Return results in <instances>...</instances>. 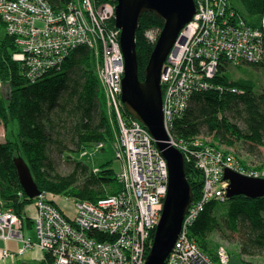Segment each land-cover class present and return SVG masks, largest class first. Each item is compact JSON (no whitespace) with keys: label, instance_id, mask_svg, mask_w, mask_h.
I'll list each match as a JSON object with an SVG mask.
<instances>
[{"label":"built area","instance_id":"2783aa9c","mask_svg":"<svg viewBox=\"0 0 264 264\" xmlns=\"http://www.w3.org/2000/svg\"><path fill=\"white\" fill-rule=\"evenodd\" d=\"M96 1L83 0L85 6L71 5L68 12L58 15L45 0L0 2V15L7 29L24 34L19 36L21 47L14 60L28 65L27 69L37 77L42 71L59 67L74 49L85 45L96 52L98 40L104 42V63H100L103 68L98 76L104 84L110 123L118 137V159L123 162L122 173L116 174L121 191L97 204L76 203L77 216L69 217L57 209L43 193L34 199L37 215L32 218V225H26L17 213L0 208V240L15 241L20 246L17 252L6 248L2 253L4 260L40 249L45 255L44 264H146L153 245L152 237L161 221L169 189V164L148 129L134 117L126 119L121 101L125 63L120 30L107 31L106 25L104 29L100 26L104 21L115 20L116 6L107 1L98 8ZM227 3L228 0H198L197 14L182 31L184 42L176 44L164 65L167 70L162 75V86L168 87H164L163 110L169 141L183 153L185 162L186 156H196L205 184L202 197L193 202L186 215L183 231L166 264H229L225 251L219 253V261L210 259L188 236L189 228L209 202L228 199L227 170L264 179V167L248 168L232 148L226 152L209 145L200 149L202 143L196 141L190 144L195 150L172 135L175 119L184 115L191 95L208 87L207 80L215 78L222 60L228 58L236 64L262 58L260 47L255 45L262 35L259 31L241 34L233 29L231 17H225ZM188 49L191 58L186 65ZM196 61L201 65L199 71ZM104 146L101 144L98 149ZM27 226L36 237L25 235Z\"/></svg>","mask_w":264,"mask_h":264},{"label":"trees","instance_id":"16d2710c","mask_svg":"<svg viewBox=\"0 0 264 264\" xmlns=\"http://www.w3.org/2000/svg\"><path fill=\"white\" fill-rule=\"evenodd\" d=\"M1 1L6 4L21 0ZM79 1L45 0L56 15L68 12L71 5ZM104 1L116 6L115 1ZM228 1L225 17H231L233 29L241 34L259 31L262 35L261 40H255L262 58L236 64L228 58L222 60L215 78L207 80L208 87L191 95L184 115L175 119L172 135L189 144L190 148H193L190 144L196 141L202 143L198 147L200 149L207 146L208 141L204 139L207 136L212 137L213 146L220 145L226 149L241 147L249 154L257 155L264 147V89H259L253 79L233 80L228 71L242 65L254 70L264 68V0ZM114 24L115 20L106 24V30H115ZM0 25L5 30L4 37H0V82L4 84V88L0 87V129L1 126L7 129L5 141L0 140V208L17 213L28 225L33 224L34 215L29 207L36 202L24 191L15 163L21 154L39 191L62 212L57 201L59 195L75 203L93 204L117 195L122 187L111 161L100 168H93L75 157L90 148L114 142L117 134L113 133L114 127L106 112L104 84L94 63L95 50L85 45L78 47L59 67L42 71L37 77L27 69L28 65L14 60L21 47L19 36L24 34L11 33L1 15ZM139 25V78L145 80L144 72L165 23L155 14L147 13ZM37 26L44 27V24L38 23ZM195 64L199 71L201 65L198 61ZM6 87L7 97L2 94ZM124 112L130 121L133 116ZM15 122L19 130L13 139L9 132ZM11 136H14L13 132ZM196 159V156H186V174L195 203L202 197L205 185L204 173ZM61 160L68 164V174L59 171L57 163ZM221 212L223 215H219ZM216 233L232 244L237 242L235 235H239L240 256L264 260V197L249 199L241 195L224 202L211 201L199 213L189 228L188 236L215 262L219 261L221 250L212 239Z\"/></svg>","mask_w":264,"mask_h":264},{"label":"water","instance_id":"95a60500","mask_svg":"<svg viewBox=\"0 0 264 264\" xmlns=\"http://www.w3.org/2000/svg\"><path fill=\"white\" fill-rule=\"evenodd\" d=\"M115 9V25L120 30V47L125 61L121 101L125 111L142 123L153 135L158 149L169 164V189L164 203L161 221L157 226L154 243L146 264H166L174 251L183 224L194 202L192 186L186 174V162L182 152L174 148L166 131L163 99V77L170 53L184 42L182 31L191 24L197 14L195 0H112ZM152 13L165 26L144 72L145 80L139 78L137 55V32L144 14ZM23 189L31 199L41 194L31 170L23 160H15ZM225 179L230 183L227 198L245 196L249 199L264 197V179L249 178L227 170Z\"/></svg>","mask_w":264,"mask_h":264},{"label":"rangeland","instance_id":"374dc122","mask_svg":"<svg viewBox=\"0 0 264 264\" xmlns=\"http://www.w3.org/2000/svg\"><path fill=\"white\" fill-rule=\"evenodd\" d=\"M103 2H105L104 0H101L100 3H98V8L101 6V4H103ZM109 2V1H108ZM81 4V5H84L83 3V0L79 1L78 4ZM111 4V3H110ZM112 5V4H111ZM85 6V5H84ZM117 6V4H116ZM33 11H38L37 8H32ZM114 21V19H111L109 20L108 22L107 21H104V23H102L100 26H101V29H104V25L108 24L109 22H112ZM107 26V25H106ZM114 27L117 28V26L114 24L113 25ZM108 28V26H107ZM118 29V28H117ZM5 35V30L3 29V27L0 25V37H4ZM103 45L105 46L104 42L103 41H100L98 40L97 42V50L96 52L93 53V56L95 61V67H96V70L98 71V75H99V72L102 71V65L104 63V59H102L101 57V54L104 52V48H103ZM175 51V49H173ZM172 50V54L174 53V51ZM191 52L189 51V49L187 50L186 52V57L184 59L185 60V64L187 65L188 62H189V59L191 58ZM183 59V60H184ZM182 62V60H181ZM180 62V63H181ZM101 63V64H100ZM125 63V61H124ZM167 64V63H166ZM228 74L231 76V78L233 80H242V81H247L249 79H253V81H255V83L258 84V87L259 89H264V68H257V70H254L252 67L248 66V65H242L236 69H231L228 71ZM123 79V78H122ZM1 83V82H0ZM2 84V88H4V84ZM168 87V84L166 85H163L162 88H163V99H164V95H165V88L164 87ZM8 88L6 87L2 94L7 97V90ZM0 96H1V91H0ZM103 100L105 102V105H106V109H108V101L106 99V94L103 95ZM106 110V112H107ZM108 114V113H107ZM11 125V124H9ZM8 125V126H9ZM115 127V126H114ZM10 132H9V137L10 138H13L15 139V135L17 134L18 130H19V127H18V124L17 122H15V124H13L12 126H10ZM13 129V130H12ZM6 127L4 126H1V129H0V138H3L6 139ZM14 133V136H11V133ZM115 132V128L113 129V133ZM117 136V134H116ZM204 139L206 140V142L208 141V145L214 149H219L220 150H224L225 152L228 151L225 147H222L220 145H216V146H213L211 144V142L213 143V140H212V137H204ZM5 140H3L4 142ZM117 141H118V137H116L114 139V142H111L109 141L107 144H105L104 148H99L96 147V148H90L88 149L87 151H85L84 153H78V155L76 154L75 157H79L80 159H82L83 161H85L86 163H88L90 165V167H93V168H100L102 166V164L106 163V162H112V167L114 169V171L116 172V174H119V173H122L123 171V162L122 160H119L118 159V155H117ZM230 148V147H229ZM233 150H236L237 152V155L238 157L241 159V160H244L245 161V166H247L248 168H256V169H260V165L261 168L264 167V147H261L260 150H259V154L257 155H253V154H249L247 151L241 149V147H235L233 148ZM21 154V153H20ZM16 159H19V160H23L26 164V166H28V163L26 161V159L24 158L23 154H21V156H18L16 157ZM59 160V159H58ZM57 160V161H58ZM59 171L63 174H68L70 168H68V164H66V162H64L63 160H61L59 163ZM29 168V167H28ZM31 172V171H30ZM32 175V174H31ZM57 201L60 205V207L62 208L63 211L66 212V214L70 217V216H77L79 214V211H78V208H77V204L73 201V200H66L63 196H58L57 197ZM36 205L34 204L33 206L29 207V211L31 213H33L34 215V218L36 217L37 213H36ZM219 215H223V212H221V214ZM27 225V223H25ZM29 227L27 226L25 228V235L26 234H30L33 238L36 237V234H34V232L32 231H29ZM29 232V233H28ZM236 238H235V241H237L236 243H233L232 242L230 243V241L228 242L227 240H225L223 237L220 236V234H213L212 235V239L214 240L215 243H217L221 250L219 251V253L221 252L224 253V251L226 252V255H228V258L231 257V255H239L240 254V251H241V247L239 246V235H235ZM155 237V236H154ZM15 246V245H14ZM4 247H6L4 245V243L0 242V252L4 250ZM9 249V248H8ZM10 250V249H9ZM12 251V250H11ZM17 252V251H16ZM31 257H34L33 260L34 261H37V263H41V264H44V262L42 263L43 259H44V255L42 253V251L39 249L37 250H34V251H28V253L24 254L23 256H17L16 260L19 259V261H21V263H25L24 261H28V260H31ZM259 259V258H257ZM261 259V258H260ZM258 261H261L260 264H264V260L261 259V260H258ZM230 262H231V258H230ZM229 262V264H230ZM0 264H4V262L0 261Z\"/></svg>","mask_w":264,"mask_h":264},{"label":"crops","instance_id":"0c3cea01","mask_svg":"<svg viewBox=\"0 0 264 264\" xmlns=\"http://www.w3.org/2000/svg\"><path fill=\"white\" fill-rule=\"evenodd\" d=\"M1 139L2 138H0V140ZM3 140H5V139L3 138ZM0 242L4 243V245L6 246V247H4V250L6 248H9L10 250H12V252H16L17 249L20 247L19 243L15 242V241L4 242V241L0 240ZM3 251L0 252V261L4 262V264H41V263H37V261H34L33 260L34 257H31V260L24 261L25 263H21V261H19V259L16 260L17 257H15V258L10 257V258H7V260H4L3 259L4 257H2ZM32 251H34V250H32ZM44 258H45V255H44ZM230 258H231L230 264H260V262H261V261H258V260H261L260 258L257 259L258 257H255V258H250L247 256L241 257L240 254L237 256L231 255ZM43 262H44V259H43L42 263Z\"/></svg>","mask_w":264,"mask_h":264},{"label":"clouds","instance_id":"9594fccd","mask_svg":"<svg viewBox=\"0 0 264 264\" xmlns=\"http://www.w3.org/2000/svg\"><path fill=\"white\" fill-rule=\"evenodd\" d=\"M154 243V242H153ZM153 246V245H152ZM152 248V247H151ZM150 253V252H149Z\"/></svg>","mask_w":264,"mask_h":264}]
</instances>
